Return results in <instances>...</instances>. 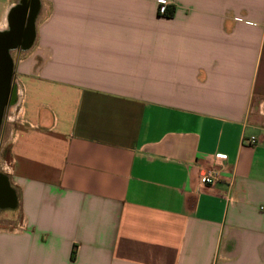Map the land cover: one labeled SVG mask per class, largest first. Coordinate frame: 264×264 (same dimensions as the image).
Segmentation results:
<instances>
[{"label": "crops", "instance_id": "crops-1", "mask_svg": "<svg viewBox=\"0 0 264 264\" xmlns=\"http://www.w3.org/2000/svg\"><path fill=\"white\" fill-rule=\"evenodd\" d=\"M35 1L0 264H264V0Z\"/></svg>", "mask_w": 264, "mask_h": 264}, {"label": "flooded vegetation", "instance_id": "flooded-vegetation-1", "mask_svg": "<svg viewBox=\"0 0 264 264\" xmlns=\"http://www.w3.org/2000/svg\"><path fill=\"white\" fill-rule=\"evenodd\" d=\"M35 3V0H22L21 3L12 10L10 14V33L16 34L23 20L26 18H28V25L25 27V31L30 29V16L35 10ZM29 9L30 14L27 13ZM13 39L16 40L15 37H13ZM17 41L18 43L16 45L19 46L28 43L30 40ZM10 47L13 48L11 45L2 47L0 42V134L4 130L9 108L15 105L19 97L14 69L8 64L9 60L6 55ZM6 181V177L0 173V208L11 206L15 202L13 191L6 185Z\"/></svg>", "mask_w": 264, "mask_h": 264}, {"label": "water", "instance_id": "water-1", "mask_svg": "<svg viewBox=\"0 0 264 264\" xmlns=\"http://www.w3.org/2000/svg\"><path fill=\"white\" fill-rule=\"evenodd\" d=\"M30 33H31L30 29H28L27 31H25V28L18 29L16 34H13L12 32L11 33L8 32L7 35H5L3 38H0V42L2 44V47H5L7 45L15 46L18 43L17 40H29L31 36ZM13 37H15L16 40H14ZM8 64L10 65V61L8 62Z\"/></svg>", "mask_w": 264, "mask_h": 264}, {"label": "built area", "instance_id": "built-area-1", "mask_svg": "<svg viewBox=\"0 0 264 264\" xmlns=\"http://www.w3.org/2000/svg\"><path fill=\"white\" fill-rule=\"evenodd\" d=\"M256 141L255 137L242 138V142L246 144H253ZM219 171L215 168H211L200 175L199 180L202 184L213 185L218 178Z\"/></svg>", "mask_w": 264, "mask_h": 264}, {"label": "rangeland", "instance_id": "rangeland-1", "mask_svg": "<svg viewBox=\"0 0 264 264\" xmlns=\"http://www.w3.org/2000/svg\"><path fill=\"white\" fill-rule=\"evenodd\" d=\"M5 35H7L6 31L0 33V38H3ZM18 95H19V91H18ZM6 212L10 213V216L12 215V211H10L9 209H6Z\"/></svg>", "mask_w": 264, "mask_h": 264}, {"label": "trees", "instance_id": "trees-1", "mask_svg": "<svg viewBox=\"0 0 264 264\" xmlns=\"http://www.w3.org/2000/svg\"><path fill=\"white\" fill-rule=\"evenodd\" d=\"M165 14H167V15H171L172 14V12H166ZM74 257V251L72 250V253H71V258H73Z\"/></svg>", "mask_w": 264, "mask_h": 264}, {"label": "bare ground", "instance_id": "bare-ground-1", "mask_svg": "<svg viewBox=\"0 0 264 264\" xmlns=\"http://www.w3.org/2000/svg\"><path fill=\"white\" fill-rule=\"evenodd\" d=\"M12 47H10L8 50H10Z\"/></svg>", "mask_w": 264, "mask_h": 264}]
</instances>
